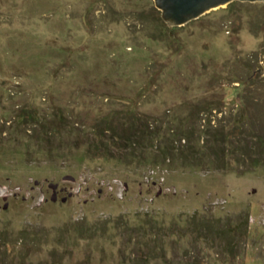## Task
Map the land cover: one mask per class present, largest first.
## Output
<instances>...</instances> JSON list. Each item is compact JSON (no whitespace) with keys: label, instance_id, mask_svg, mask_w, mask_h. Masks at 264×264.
<instances>
[{"label":"rangeland","instance_id":"obj_1","mask_svg":"<svg viewBox=\"0 0 264 264\" xmlns=\"http://www.w3.org/2000/svg\"><path fill=\"white\" fill-rule=\"evenodd\" d=\"M156 9L154 0H0V233L36 263L132 264L136 245L161 238L173 264H264V158L221 168L161 162L154 149L124 159L76 144L78 132L52 144L33 132L55 120L91 131L125 113L250 132L247 117L260 113L242 107L246 92L264 96V1L174 27ZM246 214L232 254L204 226ZM160 248L150 264H164Z\"/></svg>","mask_w":264,"mask_h":264},{"label":"trees","instance_id":"obj_2","mask_svg":"<svg viewBox=\"0 0 264 264\" xmlns=\"http://www.w3.org/2000/svg\"><path fill=\"white\" fill-rule=\"evenodd\" d=\"M156 10L160 12V10ZM161 21L163 26H167L163 19ZM247 93L250 96L244 97L242 108L245 112L248 111V115L260 113L257 119L251 116L247 117V126L248 129H251L250 132L243 130L244 126H242L243 129L240 133L236 130L238 127L235 125L230 128L225 126L214 127L211 124L212 120L209 118L206 121L209 122L208 128L201 129L197 123L190 121L192 116L188 117L187 115L182 119L179 118L176 121L177 123L170 122L171 124L164 127V122H158L156 119L148 120L141 115H128L126 113L120 116L114 115L115 119H103L91 131L81 127H69L64 123V120H55L46 123L39 122V125L37 124L39 129L33 130V132H35L36 138H41L49 144L53 143V138L65 132H78L79 142H76V144L79 145L85 142L90 150L96 154L122 157L124 159L140 156L149 150L155 149L158 153L156 156H159L161 162H170L174 157H180L186 164L204 161V163H216L221 168L228 166L230 157L240 160V163L250 159L252 163L254 161L259 162L261 158H264V131L259 130L260 123H264L260 121L262 117L264 119V96H255L251 92L245 94ZM204 109L212 113L213 110L218 108L214 104L206 103ZM254 123L257 124L256 127L252 125ZM253 128L257 129L258 132L252 130ZM250 218V214H246V217L239 220L235 226L232 225L234 219H227L224 226L220 223V220H205L204 226L209 229L208 231L212 233L216 240H220V235L227 238L232 254L236 248H239L236 236L242 234L240 233L241 230L245 231L246 228H250ZM227 224H230V226ZM235 229L239 231L237 234L234 232ZM139 231L142 232L143 230L140 229ZM14 244L6 233H0V247L2 248L0 250V264H44V262L36 263L30 260L29 250L17 252L16 247H12ZM158 247H161L159 251L163 255L162 253L158 255L163 256L164 264H173V261L167 257L166 248L161 238L157 244L136 245L134 252H138V255L136 254L137 256L132 259V264H150ZM188 264L206 263L199 259V261L193 260Z\"/></svg>","mask_w":264,"mask_h":264},{"label":"water","instance_id":"obj_3","mask_svg":"<svg viewBox=\"0 0 264 264\" xmlns=\"http://www.w3.org/2000/svg\"><path fill=\"white\" fill-rule=\"evenodd\" d=\"M158 10L162 13L163 20L170 27L182 26L188 22L197 19L208 11L223 6L234 1L259 2L264 0H154ZM66 180H74V177L67 176ZM54 189L52 200L56 201L58 187L57 184H51ZM7 199V197H5ZM66 199H64L65 201ZM7 204L5 205V208Z\"/></svg>","mask_w":264,"mask_h":264},{"label":"flooded vegetation","instance_id":"obj_4","mask_svg":"<svg viewBox=\"0 0 264 264\" xmlns=\"http://www.w3.org/2000/svg\"><path fill=\"white\" fill-rule=\"evenodd\" d=\"M65 189H61L60 190V192H62V191H64ZM56 192H57V198H58V191L56 190ZM75 194V193H74ZM70 196H72L73 194H69ZM76 195V194H75ZM64 199H66V200H68V197H65V198H63V201H64ZM65 200V201H66Z\"/></svg>","mask_w":264,"mask_h":264}]
</instances>
